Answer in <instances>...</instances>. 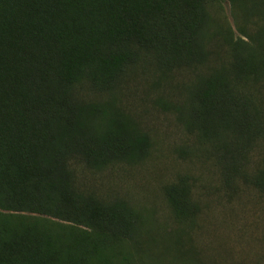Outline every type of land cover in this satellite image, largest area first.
Listing matches in <instances>:
<instances>
[{"label":"trees","instance_id":"obj_1","mask_svg":"<svg viewBox=\"0 0 264 264\" xmlns=\"http://www.w3.org/2000/svg\"><path fill=\"white\" fill-rule=\"evenodd\" d=\"M220 2L0 0V264H138L141 213L79 192L71 161L138 163L150 137L113 105L80 101L78 88L112 92L142 61L203 67ZM252 41L231 44L229 64L198 78L187 128L224 151L229 185L243 176L264 193V160L245 170L264 141V27ZM165 196L181 222L200 213L187 177Z\"/></svg>","mask_w":264,"mask_h":264},{"label":"rangeland","instance_id":"obj_2","mask_svg":"<svg viewBox=\"0 0 264 264\" xmlns=\"http://www.w3.org/2000/svg\"><path fill=\"white\" fill-rule=\"evenodd\" d=\"M263 27L264 0H222L210 7V58L203 67L164 71L142 61L112 92L78 88L80 101L113 105L150 137V153L138 163L95 170L78 158L71 161L79 192L106 203L126 202L141 213L138 264H264V193L243 176L229 185L222 172L224 151L187 128L198 78L229 64L230 45L240 38L252 44ZM247 157L251 176L262 166L264 141ZM180 177L188 178L200 206L188 222L174 217L165 196L166 186Z\"/></svg>","mask_w":264,"mask_h":264}]
</instances>
